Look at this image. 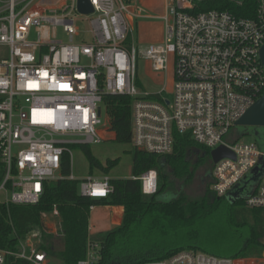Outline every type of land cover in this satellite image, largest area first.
<instances>
[{"label":"built area","instance_id":"built-area-1","mask_svg":"<svg viewBox=\"0 0 264 264\" xmlns=\"http://www.w3.org/2000/svg\"><path fill=\"white\" fill-rule=\"evenodd\" d=\"M96 19L89 20L91 42L76 43L73 15L78 0H0V203L35 206L49 183L63 179L70 146L101 144L103 95L132 99V145L160 157L174 152L175 133L188 135L210 152L225 145L235 159L214 164L211 191L225 197L264 161L256 142L231 138L235 123L264 93V0H256L254 18H237L227 11L192 14L194 0H165L161 42L139 46L136 22L149 19L135 0H89ZM201 1V0H198ZM82 15V14H81ZM88 16V15H85ZM38 39L30 42L32 28ZM50 27H63L69 42ZM173 57L172 98L166 89L151 94L138 86V61L164 73ZM71 162V159H70ZM70 179L75 180L71 175ZM111 178L89 176L79 181L82 196L104 199L112 192ZM142 192L156 195L159 177L149 170L140 178ZM249 208L264 209V175L241 197ZM239 199V200H240ZM93 209V208H92ZM51 216V218H50ZM59 217L57 207L44 218ZM54 221V220H53ZM40 231H30L17 251L0 249V264L8 258L24 264H50L41 249ZM98 244H88L86 259L97 264ZM139 264H235L201 252L182 251L168 259Z\"/></svg>","mask_w":264,"mask_h":264},{"label":"trees","instance_id":"trees-1","mask_svg":"<svg viewBox=\"0 0 264 264\" xmlns=\"http://www.w3.org/2000/svg\"><path fill=\"white\" fill-rule=\"evenodd\" d=\"M256 0H194L192 14L211 10L227 11L237 18H254ZM139 86V85H138ZM103 104L110 117V130L121 144L132 143V99L127 96L103 95ZM241 136L236 137L239 140ZM174 152L165 157L135 149L133 175L130 179L111 180L113 192L104 199L82 196L79 181L70 179V156L63 158V179L47 185L40 203L35 206H15L0 203V249L17 251L19 242L33 230L42 235L41 249L51 261L61 264H78L86 259L88 244H98L97 264H139L168 259L182 251L201 252L218 258L244 260L264 256V209L249 208L245 200L231 202L211 191V181L202 196L190 198L179 189L169 201H159L160 195L174 190L175 180L191 182L197 170L210 163V151L197 145L188 135L175 133ZM91 169L97 167L107 173L119 160H108L103 166L88 147L82 146ZM193 159L195 160L194 162ZM212 170L214 164H211ZM149 170H156L159 189L156 195L142 192L139 178ZM170 175V178L168 176ZM178 181V180H177ZM57 207L59 217L52 221L54 230L48 228L44 215ZM100 206L124 208L120 227L92 237L89 225L91 210ZM160 213L155 228L168 232L173 238L153 248L127 246L133 225L141 222L148 213ZM163 224V226H161ZM231 238V247L227 238ZM6 264H24L8 258Z\"/></svg>","mask_w":264,"mask_h":264},{"label":"rangeland","instance_id":"rangeland-1","mask_svg":"<svg viewBox=\"0 0 264 264\" xmlns=\"http://www.w3.org/2000/svg\"><path fill=\"white\" fill-rule=\"evenodd\" d=\"M135 4V0H131ZM139 2V0H138ZM139 6L143 9L149 19L140 20L139 29L136 27L133 29V37L139 46H147L152 43L161 42L163 39V21L159 20L158 17L162 16L165 12L166 2L165 0H140ZM75 21V28L78 30V36L75 39L76 43L91 42V24L89 20L97 18V15H81L79 12H75L72 16ZM55 33L59 40L65 43L69 42V37H67L63 31V27H56L55 29L50 27V34ZM38 39V33L36 27L32 28L30 35V42H34ZM8 57V49L6 47L0 46V60ZM174 74L175 66L174 59L171 56L168 62V69L164 73H157L152 70L150 65L143 59L138 61V85L139 88L145 90L151 94H157L162 91L163 88L166 89V98H172L173 84H174ZM102 107V118L105 120L107 118L106 109L104 104ZM253 128H247L243 126L234 127L230 133L229 137H239L240 142L248 144L256 142L259 147L264 150V127L258 128L259 135L254 136L250 134ZM92 156L97 159L103 166H106L108 160L118 159V164L113 167L107 176L114 180L130 179L133 175V156L132 152L135 150L132 144H121L116 141L104 140L101 144L87 145ZM71 152V175L77 181L86 179L89 176L103 177L106 176V172L101 169L94 167L91 169L88 156L85 154L83 147L78 145L70 146ZM195 160L193 159L192 162ZM212 162L206 163L201 169L197 170L194 179L191 182H185V180H175L176 184L173 185L174 190H167L165 193L160 195L159 200L169 201L173 199L174 194L178 192L179 189H183V192L190 198H198L202 196L203 189L207 186L203 184V179L206 172L210 168L212 169ZM170 178V175L168 176ZM209 183V182H208ZM207 183V184H208ZM231 192H234L231 191ZM245 196V194H242ZM229 201L236 200L231 196H225ZM95 209V208H94ZM103 211L100 207L93 211V214H98ZM51 218V216H50ZM161 218L160 213L151 212L141 221L132 226L130 230V236L127 237V246L133 247H144L153 248L157 244H163L168 242L173 238L172 233L168 232L167 235L163 236V232L159 228H155V224L159 223ZM55 221V219H53ZM51 220V221H53ZM57 220V218H56ZM163 226V224H161ZM227 241L231 247L234 244L231 243V238H227ZM244 261V262H240ZM50 264H61L58 260H50ZM235 264H264L263 257H253L242 260H235Z\"/></svg>","mask_w":264,"mask_h":264},{"label":"water","instance_id":"water-1","mask_svg":"<svg viewBox=\"0 0 264 264\" xmlns=\"http://www.w3.org/2000/svg\"><path fill=\"white\" fill-rule=\"evenodd\" d=\"M77 10L82 15H91L94 13V9L89 0H78ZM260 58L264 66V45L260 50ZM239 126L257 130L258 128L264 127V93L261 98L258 99L256 103L251 108H249L246 113L235 123V127ZM257 130L254 133L250 132V134L258 136L259 131ZM210 158L213 164H217L219 161L225 158L235 159V154L225 145H221L217 149L210 152ZM263 175L264 161H262L261 164L257 166L252 171V173L234 189V192H230L228 195L236 200H239L241 197L251 195L252 189L258 184ZM242 194H245V196ZM165 200L159 201L166 202ZM236 200H232L231 202H235Z\"/></svg>","mask_w":264,"mask_h":264},{"label":"crops","instance_id":"crops-1","mask_svg":"<svg viewBox=\"0 0 264 264\" xmlns=\"http://www.w3.org/2000/svg\"><path fill=\"white\" fill-rule=\"evenodd\" d=\"M134 27H136V29L138 30L139 23L136 22ZM102 135L105 138V140H111V141L115 140V134L111 130L102 129ZM94 208L91 210L90 225H89L90 235L92 237L98 235L99 233H106L112 231L113 229L121 226L124 217L123 207L100 206V208L103 211H101L98 214H93V211L96 210V208L98 207H94ZM240 262H244V261H240Z\"/></svg>","mask_w":264,"mask_h":264},{"label":"flooded vegetation","instance_id":"flooded-vegetation-1","mask_svg":"<svg viewBox=\"0 0 264 264\" xmlns=\"http://www.w3.org/2000/svg\"><path fill=\"white\" fill-rule=\"evenodd\" d=\"M256 130H257V129H253V130L251 131V133L256 132ZM257 131H258V130H257ZM211 178H212V169L210 168V170L208 169V171L206 172V175H205L204 179L202 180V181H203V184L205 183V181H207V183H208L209 181H211ZM207 183H206V185H207Z\"/></svg>","mask_w":264,"mask_h":264}]
</instances>
